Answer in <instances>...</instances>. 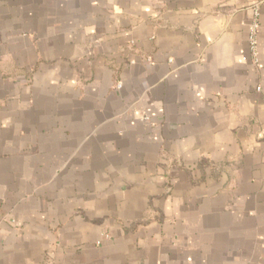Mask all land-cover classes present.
Returning <instances> with one entry per match:
<instances>
[{
	"label": "crops",
	"instance_id": "obj_1",
	"mask_svg": "<svg viewBox=\"0 0 264 264\" xmlns=\"http://www.w3.org/2000/svg\"><path fill=\"white\" fill-rule=\"evenodd\" d=\"M0 264H264V0H0Z\"/></svg>",
	"mask_w": 264,
	"mask_h": 264
},
{
	"label": "built area",
	"instance_id": "obj_2",
	"mask_svg": "<svg viewBox=\"0 0 264 264\" xmlns=\"http://www.w3.org/2000/svg\"><path fill=\"white\" fill-rule=\"evenodd\" d=\"M257 27H258V24L255 23L254 26H253V29H252V31L250 33V37H249L251 50L254 53H255L256 47H257V34H256Z\"/></svg>",
	"mask_w": 264,
	"mask_h": 264
}]
</instances>
